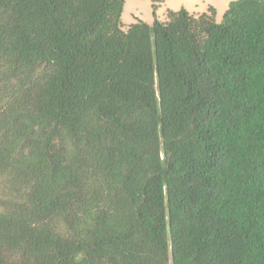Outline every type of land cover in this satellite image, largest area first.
I'll list each match as a JSON object with an SVG mask.
<instances>
[{
    "label": "trees",
    "instance_id": "obj_1",
    "mask_svg": "<svg viewBox=\"0 0 264 264\" xmlns=\"http://www.w3.org/2000/svg\"><path fill=\"white\" fill-rule=\"evenodd\" d=\"M163 2L0 0V264H264V0Z\"/></svg>",
    "mask_w": 264,
    "mask_h": 264
},
{
    "label": "rangeland",
    "instance_id": "obj_2",
    "mask_svg": "<svg viewBox=\"0 0 264 264\" xmlns=\"http://www.w3.org/2000/svg\"><path fill=\"white\" fill-rule=\"evenodd\" d=\"M211 2L215 4L214 6L217 12V15L214 16V20L216 23H219L222 18L219 14L222 0H214ZM209 6L207 0H164L162 4L156 7L155 18L163 22L166 18L167 11L176 12L181 9L187 11L191 15H201L207 12ZM152 12L151 0H124L120 16L122 30H126L129 25L134 23L133 16H137L141 21L151 24L153 22Z\"/></svg>",
    "mask_w": 264,
    "mask_h": 264
},
{
    "label": "crops",
    "instance_id": "obj_3",
    "mask_svg": "<svg viewBox=\"0 0 264 264\" xmlns=\"http://www.w3.org/2000/svg\"><path fill=\"white\" fill-rule=\"evenodd\" d=\"M211 1H214V0H211ZM210 0H207V4L210 5L208 8H212L214 10V16L217 15V12L215 10V4H213V2H211ZM232 1H236V0H222V5H221V8H220V11H219V14L222 16L224 14V12L227 10L229 4L232 2ZM207 8V10H208ZM194 15V14H192ZM194 16H199V14L197 15H194ZM133 20L134 22L136 20H140L139 17L137 16H133ZM127 29V28H126Z\"/></svg>",
    "mask_w": 264,
    "mask_h": 264
}]
</instances>
